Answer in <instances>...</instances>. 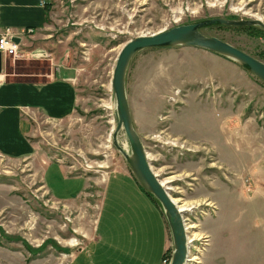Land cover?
<instances>
[{
    "label": "rangeland",
    "instance_id": "rangeland-1",
    "mask_svg": "<svg viewBox=\"0 0 264 264\" xmlns=\"http://www.w3.org/2000/svg\"><path fill=\"white\" fill-rule=\"evenodd\" d=\"M54 1L46 32L49 55L41 48L33 51L42 54L35 59L7 58L4 73L13 80L69 67L75 106L60 120L31 117L27 154L0 151V264H110L106 257L112 260L113 252L127 249L142 256L147 224L157 226L148 197L165 214L154 197H146L113 144L111 79L117 57L128 41L181 24L211 18L262 21L264 0ZM202 33L264 63L259 27L217 26ZM183 48L194 47L141 51L129 65L126 86L151 168L161 183L167 181L164 188L178 200L177 208L186 209L181 212L185 264H209L213 256L215 264L217 257L221 264H241L230 262L228 253L243 258L254 243L261 246L255 255L264 257V243L252 226H264V83L227 59L221 83L213 78L181 85L183 73L174 63ZM203 61L215 64L206 56ZM203 70L201 63L191 79ZM166 73L176 86L163 78ZM118 142L130 153L123 131ZM171 254L170 247L162 264ZM130 258L125 264H136Z\"/></svg>",
    "mask_w": 264,
    "mask_h": 264
},
{
    "label": "crops",
    "instance_id": "crops-1",
    "mask_svg": "<svg viewBox=\"0 0 264 264\" xmlns=\"http://www.w3.org/2000/svg\"><path fill=\"white\" fill-rule=\"evenodd\" d=\"M42 2H44L43 6L41 4ZM54 3V0H0V30L10 28L19 40L21 51L25 53L37 51L41 48L45 51L49 50L47 48L49 42L46 41L49 38V34L46 32L49 31V18L51 17ZM27 29H32L33 33H23V30ZM178 50L181 51L182 57L180 56V59L174 65L178 70L177 72L183 73V76L179 77L181 85L184 83H192L195 85L197 84L195 82L198 80H200L198 82L202 81L201 83H205L213 78L218 79L219 83L223 81L222 78L223 75L225 77V69L228 68V66L224 68L223 63H228L229 60L198 48H183ZM205 56L209 57L211 62H215V64H204L203 57ZM5 60L2 58L0 69V151L11 156H21L31 151L25 139L30 128L29 119L36 114H44L54 120H60L70 116L75 106L76 89L70 77L71 72L69 71V67L58 65L55 66V69H49L50 71L35 70V72L29 74H21V79L9 80L4 73ZM201 63L204 74H200L201 77L198 78L193 76L191 79L194 68L200 69ZM177 72L175 73V81ZM167 76H169V73H166L163 78L170 79ZM172 82L173 80L169 84ZM172 86H176L175 83H172ZM196 96L200 95L197 94ZM220 113L221 117L219 118L225 116V114L222 116L223 111H220ZM142 194L143 192H141ZM148 201L157 210V216L155 215V219L157 218V226L153 224L150 227V222L149 225L147 224L146 234L148 235V245L146 253H143L142 256H137V258L135 255L138 254L134 250L130 252L127 249L124 254L122 252L121 254L113 252L116 255H113L112 261L111 256L104 259L101 257L102 252H99V257H101L102 261L104 259L108 260L110 264H114L113 262L117 260V264H119L122 259L121 257H123L124 263L122 261L121 264H125L131 257L136 264H162L164 254L170 247L172 249V237L169 229H167V223L162 212L151 198L148 197ZM261 213H264V210ZM258 217L255 218V223L260 219V216ZM139 222L137 223L139 224ZM158 226L159 230L157 231ZM252 226L258 232L262 243H264V226L261 224ZM98 240L99 237L95 234L94 241L97 242ZM257 247L260 248V244L257 245L254 243L252 246H247L245 250L246 256L243 258H235L233 256L235 254L232 255L229 252L230 262L233 259H239L241 260V264H264V257L260 256L261 258H259V256L255 255L257 254ZM133 248L135 247L133 246ZM127 254L131 256H127ZM215 257L213 256L210 259L212 261L209 264L216 263ZM230 258L233 259L231 260ZM219 260L221 264V259L217 257V261ZM226 264H232V262L228 263L227 261Z\"/></svg>",
    "mask_w": 264,
    "mask_h": 264
},
{
    "label": "water",
    "instance_id": "water-1",
    "mask_svg": "<svg viewBox=\"0 0 264 264\" xmlns=\"http://www.w3.org/2000/svg\"><path fill=\"white\" fill-rule=\"evenodd\" d=\"M259 27L264 30L260 20H229L211 18L198 22L181 24L158 33L142 35L125 43L117 57L111 79V92L115 101L116 128L113 144L126 159L132 173L144 188L160 204L172 237L173 251L170 264H184L187 256V235L182 213L172 201L162 183L153 172L145 147L134 127V121L127 96V72L132 59L147 49L170 48L176 46L194 47L213 52L234 61L264 83V63L238 48L212 36H206L202 30L209 27ZM19 43L17 38H14ZM2 56L0 54V69ZM123 131L130 146V153L121 148L118 135Z\"/></svg>",
    "mask_w": 264,
    "mask_h": 264
},
{
    "label": "built area",
    "instance_id": "built-area-1",
    "mask_svg": "<svg viewBox=\"0 0 264 264\" xmlns=\"http://www.w3.org/2000/svg\"><path fill=\"white\" fill-rule=\"evenodd\" d=\"M42 6L44 2L41 3ZM23 33L32 34V29L23 30ZM16 35L10 28L0 30V54L3 59L13 58L14 60H29L40 57V52H23L19 43L14 41ZM170 259H165L164 264H169Z\"/></svg>",
    "mask_w": 264,
    "mask_h": 264
},
{
    "label": "bare ground",
    "instance_id": "bare-ground-1",
    "mask_svg": "<svg viewBox=\"0 0 264 264\" xmlns=\"http://www.w3.org/2000/svg\"><path fill=\"white\" fill-rule=\"evenodd\" d=\"M257 19V18H256ZM258 19H262V18H258ZM178 21V20H177ZM262 21L264 22V19H262ZM161 32V31H160ZM158 33V32H157ZM163 184H165V186H166V184H167V181L166 182H163L162 183V185ZM164 186V185H163ZM170 196V195H169ZM171 197V196H170ZM171 199H172V201L174 202V204L177 206V204H178V200H176V199H173L172 197H171ZM179 206V205H178ZM178 209H179V212H184V211H186V209H185V206H179L178 207ZM184 220H186V218L184 219ZM191 228V227H190ZM187 235V234H186ZM189 241V240H188ZM188 248V247H187ZM186 263V262H185ZM184 263V264H185Z\"/></svg>",
    "mask_w": 264,
    "mask_h": 264
},
{
    "label": "trees",
    "instance_id": "trees-1",
    "mask_svg": "<svg viewBox=\"0 0 264 264\" xmlns=\"http://www.w3.org/2000/svg\"><path fill=\"white\" fill-rule=\"evenodd\" d=\"M250 28L252 29L253 27H250ZM145 192H146V191H145ZM146 194H147L148 196H150V197H153L152 195H150V194H149V193H147V192H146ZM153 199H154V198H153ZM154 201H156V202H157V200H155V199H154ZM53 245H54V244H53ZM54 246H55V245H54ZM31 251H32V250H31ZM34 251H35V250H33L32 252H34Z\"/></svg>",
    "mask_w": 264,
    "mask_h": 264
}]
</instances>
